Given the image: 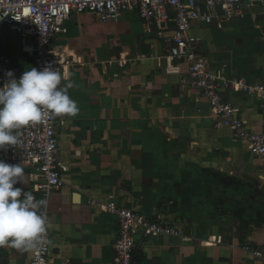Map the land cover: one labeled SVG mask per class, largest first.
Instances as JSON below:
<instances>
[{
    "label": "crops",
    "instance_id": "1",
    "mask_svg": "<svg viewBox=\"0 0 264 264\" xmlns=\"http://www.w3.org/2000/svg\"><path fill=\"white\" fill-rule=\"evenodd\" d=\"M248 1L242 16L196 24L193 34L209 72L264 83V6ZM125 13L103 20L74 12L67 33L53 42L79 113L67 115V130L60 129L59 157L69 170L49 196L51 264H116L118 225L104 204L179 230L145 241L135 251L137 264H264L246 249L264 251L261 159L242 149L246 142L232 129L215 124L210 102L189 84L188 65L166 64L155 25ZM33 44L0 27V50L21 69L31 66ZM224 96L239 104L249 129L264 131V97L231 90ZM14 187L42 198L32 175ZM11 248L0 247V264ZM33 251L16 249L28 253L26 264Z\"/></svg>",
    "mask_w": 264,
    "mask_h": 264
},
{
    "label": "built area",
    "instance_id": "2",
    "mask_svg": "<svg viewBox=\"0 0 264 264\" xmlns=\"http://www.w3.org/2000/svg\"><path fill=\"white\" fill-rule=\"evenodd\" d=\"M259 2L264 6V0ZM256 4L255 0L247 2V6ZM245 9V0H0V27H9L34 40L33 60L27 69L17 66L12 54L0 50V87L6 83L5 73L9 70L16 78L32 67L51 66L62 73L63 59L55 52L53 42L58 35L67 33V22L74 12L92 13L108 20L132 11L157 27L167 60L175 66L182 62L188 65L189 84L210 102L215 124L232 129L236 137L246 142L252 153L261 159L264 167V131L249 129L235 103L224 96L231 90L264 97V83L231 79L225 69L219 75L209 72L201 39L193 34L196 24L206 26L215 20L237 18ZM62 125L61 116L48 112L40 122L14 130L18 143L0 150V160L10 165L21 164L34 176L36 189L42 194L41 200L46 201L39 212L47 217L48 230L34 249L30 264L50 263L49 196L65 184L63 175L69 170L59 157ZM104 205L117 220V237L113 243L116 264H137L135 251L145 241L180 233L160 217L145 216L115 204ZM246 249L264 260L263 250Z\"/></svg>",
    "mask_w": 264,
    "mask_h": 264
},
{
    "label": "clouds",
    "instance_id": "3",
    "mask_svg": "<svg viewBox=\"0 0 264 264\" xmlns=\"http://www.w3.org/2000/svg\"><path fill=\"white\" fill-rule=\"evenodd\" d=\"M5 75L7 81L0 87V150L18 143L14 130L40 122L48 112L56 116L79 113L77 102L68 94L73 84L57 69L32 67L19 78L11 70ZM29 181L21 164L0 160V247L36 249L48 230L47 217L39 212L46 201L37 200L33 191L14 187Z\"/></svg>",
    "mask_w": 264,
    "mask_h": 264
},
{
    "label": "rangeland",
    "instance_id": "4",
    "mask_svg": "<svg viewBox=\"0 0 264 264\" xmlns=\"http://www.w3.org/2000/svg\"><path fill=\"white\" fill-rule=\"evenodd\" d=\"M134 14V12H132V11H129V12H126L125 13V18H127V16L128 15H130V17L132 16ZM136 15V14H135ZM133 18V17H132ZM155 28H154V31H158L157 30V27L156 26H154ZM135 36V38H137V40H138V34L137 35H134ZM63 37V36H62ZM61 37V38H62ZM58 41L59 42H61L59 39H58ZM141 42H143V41H141ZM137 43L139 44L140 42H138L137 41ZM165 62H166V64H168V65H170V61L169 60H165ZM264 104V103H263ZM262 104V105H263ZM236 105H237V107H240L239 106V104H237L236 103ZM264 106V105H263ZM238 109V108H237ZM240 110V109H239ZM63 117V120H64V124H65V121L67 122V119H68V117H67V115H63L62 116ZM67 124V123H66ZM63 126V125H62ZM63 132H64V130H67V126L65 125V126H63ZM231 131V130H230ZM66 132V131H65ZM65 139H66V136H64V133H63V135L61 136V143H62V147H63V141H64V143H65ZM242 149L244 150V151H247L249 154H253L252 153V151H251V149H250V147H249V145L246 143V145L245 144H243L242 146ZM64 157L66 158V159H68L67 158V153H66V155H64ZM27 257H28V253H27V255H26V253H24V252H22V253H17L16 252V249H14L13 247L10 249V250H8L5 254H4V258H5V261H4V264H26L27 263ZM49 264H51V261H50V263Z\"/></svg>",
    "mask_w": 264,
    "mask_h": 264
}]
</instances>
